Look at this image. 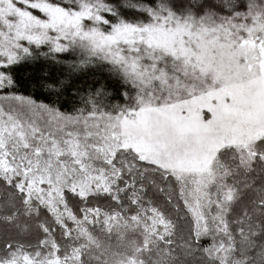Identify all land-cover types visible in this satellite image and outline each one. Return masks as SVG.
Instances as JSON below:
<instances>
[{
    "label": "snow or ice",
    "instance_id": "snow-or-ice-1",
    "mask_svg": "<svg viewBox=\"0 0 264 264\" xmlns=\"http://www.w3.org/2000/svg\"><path fill=\"white\" fill-rule=\"evenodd\" d=\"M0 264H264V0H0Z\"/></svg>",
    "mask_w": 264,
    "mask_h": 264
}]
</instances>
